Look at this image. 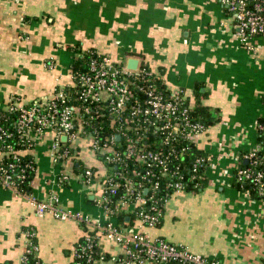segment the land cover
Segmentation results:
<instances>
[{
    "label": "crops",
    "instance_id": "0c3cea01",
    "mask_svg": "<svg viewBox=\"0 0 264 264\" xmlns=\"http://www.w3.org/2000/svg\"><path fill=\"white\" fill-rule=\"evenodd\" d=\"M89 50L120 65L138 58L167 88L185 89L193 106H207L216 119L194 139L209 157L204 187L172 195L157 227L136 223L128 229L221 264H264V198L233 183L238 155L258 142L264 120V36L242 41L219 0H0V112L13 98L28 104L70 84L71 66ZM55 136L52 129L29 132L34 146L25 153L36 161L33 196L53 192L65 208L96 222H116L98 202L106 170L91 141L71 143L78 161L95 170V181L87 184L76 163L56 165ZM61 168L69 175L65 184ZM28 228L36 231L44 264H71L74 244L87 234L75 221L38 216L28 197L0 184V264H21ZM101 245L110 254L120 252L105 237Z\"/></svg>",
    "mask_w": 264,
    "mask_h": 264
},
{
    "label": "built area",
    "instance_id": "2783aa9c",
    "mask_svg": "<svg viewBox=\"0 0 264 264\" xmlns=\"http://www.w3.org/2000/svg\"><path fill=\"white\" fill-rule=\"evenodd\" d=\"M219 2L242 41L264 36V0ZM88 53V66L83 70H71L70 84L58 86L51 95L28 104L13 98L6 109L19 113L17 131L22 144H26V139L32 140L29 137L31 131L54 130L56 136L51 148L54 162L61 166L68 161L76 163L77 173L87 184L95 181V170L78 161L71 143L79 137L91 141V149L109 166L98 202L117 221L96 222L82 211L65 208L53 192L39 199L18 191L16 177L26 180L25 168L21 169L14 162L6 163L4 159L11 154L17 158L28 149L9 146L7 150H0V184L17 195L28 197L38 216L50 214L87 228L85 242H77L72 248L71 264H221L219 260L195 253L187 246L128 229L136 223L140 227L154 228L162 222L164 212L157 191L162 187L171 189L165 194L166 203L175 193L186 191L188 168L191 178L202 177L199 169L206 157L197 156L193 161H187V155L196 144L195 137L205 132L206 126L194 118V106L185 89L167 88L164 79L150 66L139 63L136 69H132L94 50ZM3 136L9 137L11 133L2 129L0 138ZM258 136H264V124L260 122ZM262 149L264 141L257 142L246 157L258 163L257 153ZM127 160L135 166L132 176L126 174ZM251 174L250 168H240L236 178L245 182ZM60 180L64 184L69 180L63 168ZM254 183L259 194L264 196L263 171L255 173ZM195 186L198 187L199 183ZM120 187L123 193L112 201L111 195L114 196ZM129 207L132 209L128 210ZM121 213L134 215L129 225L118 223ZM24 233L27 246L21 264L26 261L27 253L38 250V246L32 244L36 232L30 228ZM102 237L118 245L120 252L109 253L106 258ZM95 246L101 247L102 251H95Z\"/></svg>",
    "mask_w": 264,
    "mask_h": 264
},
{
    "label": "trees",
    "instance_id": "16d2710c",
    "mask_svg": "<svg viewBox=\"0 0 264 264\" xmlns=\"http://www.w3.org/2000/svg\"><path fill=\"white\" fill-rule=\"evenodd\" d=\"M95 51V50H94ZM97 52V51H96ZM81 56H78L76 60L74 61L73 65L71 66L72 71L76 70H83L85 69L86 66L89 64V53L88 52H80ZM141 66H147L146 64H141ZM18 111L17 110H3L0 112V135H2V129L5 130L8 133H11V136L9 137H2L0 138V150H7L9 146H11L13 149H30L34 146V141L26 139V144H22V139L19 136V133L17 131V119H18ZM192 114L194 118L198 119L199 121L203 122L204 125L206 126V129L214 124L216 122V119L214 118V115H212L211 110L207 107L204 106L203 104L197 103L193 108H192ZM260 123L264 124V120L261 119L259 121ZM264 141V136H258V142H263ZM246 154H248V151L240 152L238 155L239 159V166L236 169L233 177V183L235 185L239 186L243 190H249V192L252 194V196L256 198H264L263 195L259 194V190L257 186L254 183V177L255 173L258 171H263L264 172V149L260 150L257 153L256 159L258 160V163L252 162L250 159L246 157ZM14 154H11L10 156H5V162H14L17 164L18 167L21 169L25 168V174L27 176L26 180H21L16 177V183L18 186V191L26 194H32V180L34 178L35 172H36V161L34 157L30 154H20L17 158L13 157ZM197 156H204L206 157L205 162L203 165L200 167L199 171L202 173L201 178H191V170L190 168L187 169L186 171V177H185V189L186 191H199L201 190L205 182L207 180V166L209 163V157L202 152L198 146L194 143L193 148L189 151L187 155V161H193ZM240 168H250L252 170V174L249 177V179H246L245 182H239L236 178V174L238 169ZM19 169V168H18ZM134 163L131 160H127V166H126V174L129 176H132L134 173ZM116 170V169H114ZM120 170V167L117 168V171ZM15 174L17 173V170H15ZM163 183V182H162ZM199 183V186L196 187L195 184ZM171 189L167 187H162L157 191V194L160 201H161V208L164 212V206L166 204V199L165 194L170 192ZM123 193V188L120 187L117 189L115 195H111V200L115 201L119 195ZM113 196V197H112ZM126 215L128 214H119L118 215V223L122 225H129L130 222L126 221ZM131 216L134 218V215L131 214ZM163 220V219H162ZM162 223V222H161ZM160 223V224H161ZM159 224V225H160ZM30 229V228H28ZM26 229V230H28ZM35 231L34 228H31ZM36 232V231H35ZM86 240V236L81 238L78 243H84ZM32 244L35 246H38L37 244V239H36V234L35 236L32 237ZM32 248V246H29ZM95 251H102V248L99 246H95L94 248ZM38 250L32 249L31 252L26 254V261L23 264H44L42 260L38 256ZM105 257L109 258V253L105 252Z\"/></svg>",
    "mask_w": 264,
    "mask_h": 264
},
{
    "label": "water",
    "instance_id": "95a60500",
    "mask_svg": "<svg viewBox=\"0 0 264 264\" xmlns=\"http://www.w3.org/2000/svg\"><path fill=\"white\" fill-rule=\"evenodd\" d=\"M139 63H140V60H139L138 58H136V57H130V58H128V60H127V64H126V66H127L128 68L136 69L137 66H139ZM119 137H120V136H118V138H119ZM64 140H66V138H64Z\"/></svg>",
    "mask_w": 264,
    "mask_h": 264
},
{
    "label": "rangeland",
    "instance_id": "374dc122",
    "mask_svg": "<svg viewBox=\"0 0 264 264\" xmlns=\"http://www.w3.org/2000/svg\"><path fill=\"white\" fill-rule=\"evenodd\" d=\"M101 162H102V165L104 166V168H105V170H106V173H107V170L109 169V166L107 165V164H105V163H103V161L101 160ZM187 193H192V192H194V191H186ZM175 196V195H174Z\"/></svg>",
    "mask_w": 264,
    "mask_h": 264
}]
</instances>
